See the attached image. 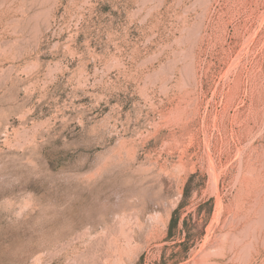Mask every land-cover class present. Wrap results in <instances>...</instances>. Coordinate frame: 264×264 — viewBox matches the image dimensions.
I'll return each mask as SVG.
<instances>
[{"label": "rangeland", "instance_id": "obj_1", "mask_svg": "<svg viewBox=\"0 0 264 264\" xmlns=\"http://www.w3.org/2000/svg\"><path fill=\"white\" fill-rule=\"evenodd\" d=\"M0 264H264V0H0Z\"/></svg>", "mask_w": 264, "mask_h": 264}, {"label": "trees", "instance_id": "obj_2", "mask_svg": "<svg viewBox=\"0 0 264 264\" xmlns=\"http://www.w3.org/2000/svg\"><path fill=\"white\" fill-rule=\"evenodd\" d=\"M177 213H178V208H176L175 211L173 212L171 220L169 222L167 238H170L172 236L173 229L177 227V224H178ZM183 226L184 227L186 226V221L185 220L183 221ZM187 238L190 239L189 234H187Z\"/></svg>", "mask_w": 264, "mask_h": 264}]
</instances>
